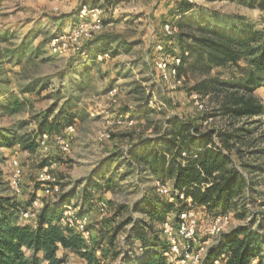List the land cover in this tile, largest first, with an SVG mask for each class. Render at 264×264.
I'll use <instances>...</instances> for the list:
<instances>
[{
    "label": "rangeland",
    "instance_id": "obj_1",
    "mask_svg": "<svg viewBox=\"0 0 264 264\" xmlns=\"http://www.w3.org/2000/svg\"><path fill=\"white\" fill-rule=\"evenodd\" d=\"M80 1L0 0V32L6 29L12 34L10 47L15 48L26 39L33 44L31 50L40 46L42 51L39 56H27L18 65L4 62L0 67V101L13 94L26 99L22 112L8 114L0 109V128L17 126L25 121L27 125L22 131L33 134L40 114L54 105L55 113L60 108H73L77 118L69 152H63L53 140L49 142L48 150L39 149L36 153L21 151L18 146L0 147V195L15 196L9 186L12 157L24 167L23 194L16 196L20 203L40 193L41 186L37 181L43 161L55 162L53 170L59 176L63 195L71 194L72 200L86 209L95 239L106 244L109 242L106 240L112 237L115 249L120 253L115 264H121V258H131L139 250L138 242L133 241L136 230L149 221L145 212L149 208L148 194H161L157 189L158 178L136 160L140 146L137 139L141 137L145 142L155 138V127L167 126V120L172 116L187 119L215 112L221 105V93L215 95L210 92L202 96L206 104V111L202 112L190 98L189 87L205 79L238 78L242 73L241 67H245L246 63L242 60L239 67L228 65L204 70L201 63L188 59L182 69L184 87L180 89L179 86L173 87L172 81H162L160 73L152 72L151 67L158 55L156 45L164 40L165 21L173 15L170 13L173 0H121L113 14L105 9V16L111 17L113 24H104L96 35L103 32L118 35L132 44L129 51H121L102 62L89 61L84 56L73 54L72 50L63 55L55 54L46 40L59 29L56 22L59 16L75 12ZM194 4L185 16L174 13L173 19L185 22L178 32L197 31L200 19L206 18L214 23L213 16L233 20L240 15L257 28L264 27V11L250 8L238 0H197ZM62 23L64 33L72 29V20ZM174 52L180 54L182 48L174 46ZM33 82L37 83V88L42 82L47 83V87L27 92L25 88ZM114 87L118 90L116 103L112 102L108 93ZM255 96L264 104V86L255 91ZM147 102H150L149 107L144 108ZM142 110H145L144 113L139 115ZM122 111L137 113L139 118L134 119L133 125H119L116 123L117 116ZM215 118L206 127V118L202 119L200 125L205 129L243 128L240 140L235 141L236 144L233 142L232 154L251 185L249 192L244 193L249 208L246 217L239 220L234 216L229 227L257 219L260 221L256 227L264 233V111L251 118L232 119L224 115H215ZM106 132L111 133L110 138L103 137ZM150 143L153 146L156 142L151 140ZM165 183L172 189L170 179H166ZM92 192L93 202L84 206L83 197ZM167 198L171 199V196ZM98 199L108 202L107 213L97 210L94 201ZM175 215L176 212L170 213L168 218L174 219ZM198 215L201 224L195 249L198 243L204 242H209L207 247H210L216 240L208 234L210 216L206 209L200 207ZM65 259L64 264H87L73 254H68ZM107 261L113 262V258L109 255Z\"/></svg>",
    "mask_w": 264,
    "mask_h": 264
},
{
    "label": "trees",
    "instance_id": "obj_2",
    "mask_svg": "<svg viewBox=\"0 0 264 264\" xmlns=\"http://www.w3.org/2000/svg\"><path fill=\"white\" fill-rule=\"evenodd\" d=\"M120 1L81 0L75 12L59 16L56 21L59 29L57 27L58 30L46 41L50 44L49 41L54 36L64 33L62 30L64 20H72V28L75 27L79 21L78 14L82 5H98L110 11ZM238 1L250 8L264 11V0ZM171 5L170 13L173 15L178 13L180 16H185L195 6L194 2L189 0H173ZM173 15L165 22H174L178 28H183L185 22L182 19H173ZM109 18L113 21L111 17ZM212 18L214 23L206 18L200 19L197 31L177 32L170 37L164 34L161 43L164 44L166 51L179 54L174 52V46L179 45L182 48V53L179 54L182 58L179 75L183 76L182 69L188 59L201 63L204 70L228 65L239 67L242 60L246 63L245 67H241L242 73L238 78L205 79L189 87V96L191 92L203 97L210 92H214L215 95L221 93V105L215 112L189 116L187 119H182L179 115L172 116L167 120V126L155 127L157 135L155 138H150L152 142H156L153 146L151 140L144 142L141 137L137 139L136 142L140 146L136 152V160L158 180L172 181L174 200L171 201L166 195L159 193L148 194L149 208L145 212L149 221L146 226L136 230L133 241V243L138 242L139 250L131 258H121L123 259L121 264H169L164 256V252L169 248V241L162 232L163 222L168 219L170 213L176 212L172 219L175 223L177 212L188 208L185 201L187 198L192 199L193 205L206 208L208 217L210 216L209 228L218 214L234 210V216L242 220L248 213L249 208L244 193L250 188V181L234 167L235 160L230 154L235 141L240 140V131L243 128L223 130L209 128L202 131L200 120L208 115H224L239 119L256 117L263 113L264 104L255 96V91L264 86V27L257 28L240 15L233 17V20L214 16ZM11 37L12 34L6 29L0 32L1 68L4 62L18 65L27 56L31 58L41 54L40 46L31 50L33 44L26 39L21 40L15 48L10 47ZM127 44L118 35L103 32L88 40L84 49L89 52V61H96L97 54L110 51L111 56H115L121 50H128ZM36 85L37 83L33 82L25 90L40 91L47 87V83L44 82L40 88ZM181 87L184 85L179 86L180 89ZM25 101L26 99L14 94L11 97L6 96L4 101H0V109L8 114L19 113L26 105ZM149 103L147 102L144 108L149 107ZM55 106L40 114L33 134L22 131L27 125L25 121L18 123L17 126L1 127L0 147L18 146L21 151L36 153L40 149L38 141L43 133H49L48 142L52 140L54 142L56 135L66 134L67 128L75 124L76 113L73 108H60L55 113L56 108L53 109ZM143 111L145 110L139 115H142ZM134 114L139 118L137 113ZM214 135H217L226 153L207 146L213 143ZM182 153L188 155L185 164L182 163L184 160ZM47 163V160L43 161L42 167ZM181 194L185 195L184 199L181 198ZM93 196V192L84 196L83 205L88 206L93 202ZM72 198L71 194H64L56 203H44L35 219V225L32 226L18 222L20 209L28 206L30 200L20 203L16 196L0 195V264H64L68 254L82 258L87 264H115L116 259L120 258V253L115 249L112 237L106 240L109 241L106 244L95 239L91 219L89 221L93 233L91 246L84 242L78 232L60 223L63 211L61 205L70 202ZM85 210L81 208L82 213H87ZM200 224L198 220V237ZM263 250L264 233L256 227V220L250 219L247 224L220 232L208 247L206 257L201 264H216V260H219L218 264H264ZM109 255L113 258V262L107 261Z\"/></svg>",
    "mask_w": 264,
    "mask_h": 264
},
{
    "label": "built area",
    "instance_id": "obj_3",
    "mask_svg": "<svg viewBox=\"0 0 264 264\" xmlns=\"http://www.w3.org/2000/svg\"><path fill=\"white\" fill-rule=\"evenodd\" d=\"M189 1L195 2L197 0ZM78 17L79 21L73 29L59 36H54L51 39V51L55 54L63 55L72 50L73 54L84 56V59L89 60V52L84 49L85 42L92 39L96 33L103 28L104 24L111 25L113 24V21H111L109 17L105 16V10L103 7L98 5L92 6L90 4H85L80 7ZM163 32L166 36L170 37L178 32V26L174 22H166L163 26ZM156 50L158 55L156 58H154V66L151 67V71L154 72L155 70V72H159V76L162 81L170 83L172 81L173 87L181 86L184 82V77L179 75V66L182 63L181 56L179 54H172L171 51H166L164 44L161 42L156 45ZM95 57L97 61L102 62L105 59L111 58V52L106 51L104 53L97 54ZM108 93L112 102L116 103L118 90L114 87L111 88ZM190 96L194 105H196L199 111H206V104H204V101L202 100V95L192 92ZM135 118L136 115L134 113L131 114L130 112H122L118 114L116 123L119 125L125 123L133 125ZM215 119V116L211 115L206 117L204 123L205 127ZM74 126L75 125L69 126L67 128L66 134H59L54 138V142L60 146V149L63 152H69L71 150L70 140L71 135L75 130ZM205 127L203 126L201 130L205 131L206 129L210 128L209 127L205 129ZM212 129L223 130L224 127H213ZM103 134V137L105 138L111 137L110 132ZM213 138V143H210L207 146H212L221 150L223 153H226L227 151L224 147H222L217 135H214ZM48 140V132H45L42 134V136H40L38 141V143H40V149L48 150ZM232 153L233 151H230V154ZM182 155L184 157L182 163L185 164V158H187L188 155L186 153H182ZM11 165L12 171L9 175V186L15 196H21L23 194L22 182L24 178V167L15 157L11 158ZM55 165V162L49 161L41 168L37 181L41 186L40 193L38 192L37 196L30 200V204L28 206L20 209L21 219L35 220L44 203H56L60 200L63 192L59 176H56L53 170ZM234 167L239 170V172L242 173L244 177H246V173L244 170H242V168L239 167L236 161H234ZM157 189L161 194L171 196V201L174 200L172 196V189L171 187L167 186L165 182L158 180ZM248 192L249 189L246 190V193ZM181 198L184 199L185 195L181 194ZM185 201L189 207L181 209L177 212V220L175 223L169 218L163 222L162 232L165 238L169 241V248L164 252V256H166L169 264H201L204 261L206 252L208 250L207 244L209 242L198 243V247L195 249V244H197L198 241L199 207L193 206L191 198H187ZM94 202L97 210L100 213L108 212V202L105 199H98ZM262 207L264 208V204ZM61 208L63 211L60 218V223L78 232L83 238L84 242L91 246L93 242V233L89 225V214L82 213L80 206L75 200L62 203ZM234 214V210H231L215 216L213 219L214 222L209 228L208 232L210 237L216 238L220 232L229 229V225L232 222L231 220L233 219ZM259 221L257 220L256 225L259 223ZM215 263L218 264L219 260H216Z\"/></svg>",
    "mask_w": 264,
    "mask_h": 264
},
{
    "label": "crops",
    "instance_id": "obj_4",
    "mask_svg": "<svg viewBox=\"0 0 264 264\" xmlns=\"http://www.w3.org/2000/svg\"><path fill=\"white\" fill-rule=\"evenodd\" d=\"M116 9V6H115V8H113L112 10H111V13L113 14V11ZM74 28V27H73ZM72 28V29H73ZM71 30V29H70ZM128 43V42H127ZM115 46H116V44H114ZM127 49L128 50H121V51H129L130 49H131V47H132V44L131 43H128L127 44ZM120 51V52H121ZM120 54V53H119ZM171 183H172V181H171ZM172 186V185H171ZM202 209H206V208H204V207H202ZM18 222H19V224H22V225H25V224H30V225H32V226H34L35 225V223H36V220H23V219H21L20 218V215H19V217H18ZM29 253V252H28Z\"/></svg>",
    "mask_w": 264,
    "mask_h": 264
}]
</instances>
